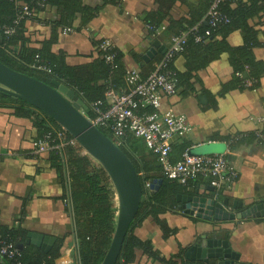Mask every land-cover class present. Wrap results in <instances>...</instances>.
Here are the masks:
<instances>
[{
  "label": "crops",
  "instance_id": "obj_1",
  "mask_svg": "<svg viewBox=\"0 0 264 264\" xmlns=\"http://www.w3.org/2000/svg\"><path fill=\"white\" fill-rule=\"evenodd\" d=\"M82 2L94 10V15L88 21L81 14L76 15L73 25L77 29L73 33L65 34L59 27L58 35L53 30L52 37V26L60 19L56 8L45 14L51 22L48 26L29 20L26 35L30 46L39 48L41 42L53 40V53L65 57L69 65L85 66L94 61L96 43L112 40L123 54L125 65L139 68L143 76H148L163 55L171 34L165 29L160 35H152L147 20L156 16L168 21L191 19L200 12L202 0ZM250 24L256 26L260 43L253 54L264 64V16L255 17ZM227 41L235 49L244 45L240 32L230 34ZM186 57L192 59V69L187 67ZM231 58L227 53L209 56L204 49L195 47L187 55L178 56L173 65L186 74V79L174 96L163 97L161 109L188 118L194 130L184 139L192 146L207 142L225 146L222 152L228 151L229 160L240 170L234 186L225 191L227 197L216 199L208 189L210 185L202 180L197 182L192 196L215 199L226 211L237 213L241 210L237 203L243 209L264 203V148L255 140V133L264 130V67L253 87L238 84L234 87L230 85L236 77ZM33 111L35 115L32 112L28 117L16 114L11 107H0V228L23 230L25 241L29 234L54 237L52 249L59 239H65L62 255L54 264H80L67 165L63 161L59 172L48 152L32 154L33 142L39 136L36 119L39 112ZM243 135L246 137L237 140L240 143L233 142ZM164 218L179 229L178 235L170 240H162L155 224L137 229L142 239H152L161 256L176 254L180 248L189 249L206 236L228 240L234 251L241 252L243 262L251 257L252 261L264 264V220L209 221L183 211L168 213ZM137 256V261H144L142 254ZM250 259L247 260L252 263Z\"/></svg>",
  "mask_w": 264,
  "mask_h": 264
},
{
  "label": "trees",
  "instance_id": "obj_2",
  "mask_svg": "<svg viewBox=\"0 0 264 264\" xmlns=\"http://www.w3.org/2000/svg\"><path fill=\"white\" fill-rule=\"evenodd\" d=\"M212 2L213 0H202L199 6L201 7L200 12L191 19L187 17L179 21H168L165 17L156 16L154 19L147 20L149 21L148 25L155 28L164 25L171 36L199 25L198 34H204L207 30L212 29L206 21ZM25 6H29L31 13H34L33 18L30 20L40 22L43 26L51 24L50 20L46 19L45 14L55 8L58 9L60 19L57 22L55 21L52 26V37L53 30L58 35L59 27L63 28L62 31L65 28H72L75 31L77 28L73 25V21L76 15L81 14L87 21L94 15V10L85 6L82 0H46L44 8L38 7L35 0H0V24L12 25ZM220 11L229 18V23L214 28L212 39L208 44H196L195 34H190L186 55L194 47L199 50L204 49L205 52L209 53V56L224 53L231 54L236 77L230 85L236 87V84H238L240 86L241 79L238 77V73L247 74L250 78L258 79L263 72L264 64L262 61H258L253 54V49L260 43L257 38L256 26L251 25L250 21L255 17L261 18V16H264V0H230L221 6ZM28 21L22 20L17 26L16 32L9 37L0 34V62L48 84L51 83L52 79L59 80L74 89L76 94L86 103L89 110L91 104L104 100L108 87L114 90L126 87L124 75L127 66L123 62V54L118 48H116L117 57L113 65L107 64L104 54L98 50V45L104 40L100 41L98 45L96 43L97 47L95 46V55H92L94 58L92 63L85 66L69 65L65 57L52 52L53 40L51 42H41L39 48L30 46V39L26 35ZM234 32H240L244 40V45L236 49L227 41L228 36ZM36 56H40L42 60L48 63L52 74H46L31 68ZM186 60L187 67L189 66L192 69V59L186 57ZM174 61L170 64V68L177 72L178 91L184 83V79H186V74H182L175 69ZM0 107H11L16 114L28 117L31 116L32 112L35 115L33 110H37L31 104L3 92H0ZM37 111L39 112L36 117L39 136L35 140L42 138L52 129L61 128L52 118L39 110ZM143 112L152 113L154 110L140 106L139 113ZM87 114L90 118L94 117L91 110ZM102 131L111 137L109 130L102 129ZM69 138H71L70 135ZM120 147L132 160L137 172L140 174L146 201L140 205L116 264H186L185 253L187 249L180 248L176 254L168 257L161 256V251L154 246L152 239H142L138 235L137 229L151 223L155 224L160 230L162 240H170V238L176 237L179 229L171 226L164 215L182 211L181 206L183 204L178 202V195H194V188L199 180L181 185L164 178L161 168H157L156 155L145 146L141 139L131 134ZM191 147L192 144L185 139L177 140L173 144L172 161H178L183 152ZM231 147L234 148V145ZM79 149L81 148L67 146L62 151L56 150L48 153L51 163L55 165L59 172L63 168V161L67 165L76 221L80 264H101L111 245L116 228L118 215V206L115 201L116 193L113 183L104 168L95 166L90 158L80 154ZM155 180H162L158 190L153 191L146 188V182ZM206 184L209 183L206 182ZM216 193L213 190L212 194L215 197L217 196ZM226 197L225 191L218 192L217 199L223 200ZM0 237L1 240L15 244L25 243L26 239L23 230L15 231L7 227L0 228ZM64 243L65 239H59L56 246L49 253H45L40 247L27 245L23 251H19L20 262L21 264H54L55 260L62 255ZM138 254L145 257L144 261H137ZM0 264L17 263L0 256Z\"/></svg>",
  "mask_w": 264,
  "mask_h": 264
},
{
  "label": "built area",
  "instance_id": "obj_3",
  "mask_svg": "<svg viewBox=\"0 0 264 264\" xmlns=\"http://www.w3.org/2000/svg\"><path fill=\"white\" fill-rule=\"evenodd\" d=\"M228 1L230 0H213L211 3L206 21L212 29L207 30L204 34H198L200 26L197 25L187 31L170 36L164 46L163 55L155 62L153 70L147 77L142 75L139 68L127 67L124 75L126 87L117 90L108 87L104 100L91 104L90 110L94 114L93 118L83 111L98 128L109 130L111 138L119 146L123 145L129 134L141 139L145 146L156 155L164 178L181 185H187L189 182L197 180L208 182L210 187L217 192V196L218 192L231 189L240 176V170L228 158L229 152L204 156L190 155L189 152L192 148L210 143L207 142L192 146L183 152L178 161L173 162L171 156L173 144L191 134L194 126L186 116L178 115L171 110L162 111L161 108L163 97L174 96L177 92L178 75L175 70L170 68V64L176 56L186 52L190 34H195L196 44H206L211 41L214 28L229 23V18L220 11L221 6ZM35 2L38 7H45L46 0H35ZM33 16L34 13H31L29 6L23 7L12 25L0 24V34L7 37L13 35L22 20H30ZM148 29L153 35H160L166 27L163 25L155 28L148 25ZM73 32L72 28L64 29L65 34ZM98 50L104 54L105 62L113 65L117 57L116 44L112 40H104L98 45ZM34 59L32 69L52 74V70L45 60H42L40 56H36ZM238 77L241 79L240 86L243 88L253 87L257 82L255 78H246L242 73H238ZM140 106L152 108L154 112L139 113ZM244 137L246 135L233 140V142ZM255 140L264 148L263 130L255 133ZM67 146L81 148L79 152L82 156L94 160L72 137L69 138V134L62 127L52 129L42 138L35 140L32 154L40 155L50 151H62ZM155 181L146 182V188L156 191L159 184ZM19 251L15 243H8L0 239L1 257L21 264Z\"/></svg>",
  "mask_w": 264,
  "mask_h": 264
},
{
  "label": "water",
  "instance_id": "obj_4",
  "mask_svg": "<svg viewBox=\"0 0 264 264\" xmlns=\"http://www.w3.org/2000/svg\"><path fill=\"white\" fill-rule=\"evenodd\" d=\"M157 46V44H154ZM247 77V74L245 75ZM0 92L13 96L31 104L34 108L52 118L107 172L117 195L118 215L111 245L101 264H116L130 226L134 221L140 205L146 201L140 174L123 149L110 136L85 115L89 113L86 103L75 90L52 79L48 84L28 74L16 71L0 62ZM85 113H84V112ZM221 151L225 146L218 144ZM213 143L204 144L190 150V155L204 156L212 154ZM159 185L162 180H156ZM159 186H157V190ZM213 191V188H208ZM178 202L186 214L211 221H234L247 218H264V203L243 209L242 212L231 213L223 204L215 199H207L192 195H178ZM226 205L227 202H224ZM237 209V206H235ZM25 243H17L16 247L24 250L25 245H35L49 253L56 238L40 234H29ZM200 245H193L187 252L189 264H244L240 255L233 252L227 240L202 238Z\"/></svg>",
  "mask_w": 264,
  "mask_h": 264
},
{
  "label": "flooded vegetation",
  "instance_id": "obj_5",
  "mask_svg": "<svg viewBox=\"0 0 264 264\" xmlns=\"http://www.w3.org/2000/svg\"><path fill=\"white\" fill-rule=\"evenodd\" d=\"M182 207V206H181ZM183 212H185V210H182ZM239 212H242V210H239ZM239 212H237L236 214H238ZM254 220H256V222H261V221H263L264 220V218H254ZM222 240V239H221ZM228 241V240H227ZM201 242L202 241H198V242H196L195 243V245H200L201 244ZM229 242V241H228ZM230 243V242H229ZM231 246V245H230ZM192 247V246H191ZM190 247V248H191ZM232 247V246H231ZM189 248V249H190ZM189 249H187V251H186V253H185V262H187L186 264H189L190 262L187 260V257H186V254H187V252H188V250ZM233 249V248H232ZM233 252H236V251H234L233 250ZM236 253H238L239 255H240V262H242V263H244V264H256L257 262H255V261H252L250 258L251 257H247V259L249 260L250 259V261L252 262V263H250L247 259H246V261L245 262H243L242 261V259H241V252H236ZM257 261V260H256ZM257 264H260V262H258Z\"/></svg>",
  "mask_w": 264,
  "mask_h": 264
},
{
  "label": "rangeland",
  "instance_id": "obj_6",
  "mask_svg": "<svg viewBox=\"0 0 264 264\" xmlns=\"http://www.w3.org/2000/svg\"><path fill=\"white\" fill-rule=\"evenodd\" d=\"M221 147L218 145V144H214V147H212V153L213 154H218V153H221ZM93 163L96 165V166H101L96 160L94 161L93 160ZM115 191V189H114ZM116 193V191H115ZM116 200H117V195H116ZM117 206H118V203H117Z\"/></svg>",
  "mask_w": 264,
  "mask_h": 264
}]
</instances>
